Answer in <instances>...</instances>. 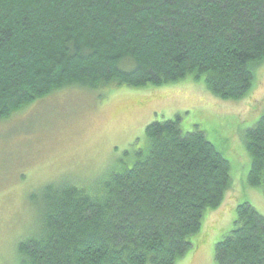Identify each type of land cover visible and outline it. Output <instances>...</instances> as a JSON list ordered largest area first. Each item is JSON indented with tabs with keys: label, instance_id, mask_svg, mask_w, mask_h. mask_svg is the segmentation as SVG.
I'll list each match as a JSON object with an SVG mask.
<instances>
[{
	"label": "trees",
	"instance_id": "1",
	"mask_svg": "<svg viewBox=\"0 0 264 264\" xmlns=\"http://www.w3.org/2000/svg\"><path fill=\"white\" fill-rule=\"evenodd\" d=\"M263 60L264 0H0V120L69 88L105 93L187 78L239 101ZM144 134L133 164L92 190L41 189L40 227L18 243L17 264H176L187 253L230 189V165L204 133H184L179 117ZM244 144L247 185L264 194V117ZM214 261L264 264V217L249 203L236 207Z\"/></svg>",
	"mask_w": 264,
	"mask_h": 264
},
{
	"label": "rangeland",
	"instance_id": "2",
	"mask_svg": "<svg viewBox=\"0 0 264 264\" xmlns=\"http://www.w3.org/2000/svg\"><path fill=\"white\" fill-rule=\"evenodd\" d=\"M253 70L251 91L239 101L220 100L202 81L187 78L105 93L69 88L0 120V264H17L18 243L39 230L44 186L70 182L92 190L133 164L146 147V126L176 117L184 133H204L230 165L223 203L205 212L190 249L176 262L216 264L214 247L233 229L238 205L249 203L264 217L263 192L247 185L244 144L245 131L264 117V60Z\"/></svg>",
	"mask_w": 264,
	"mask_h": 264
}]
</instances>
